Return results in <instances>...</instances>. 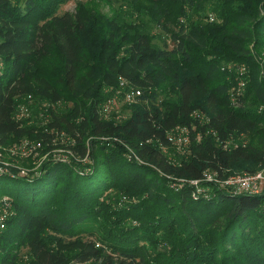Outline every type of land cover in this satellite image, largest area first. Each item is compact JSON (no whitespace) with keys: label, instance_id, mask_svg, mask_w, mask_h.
Here are the masks:
<instances>
[{"label":"trees","instance_id":"1","mask_svg":"<svg viewBox=\"0 0 264 264\" xmlns=\"http://www.w3.org/2000/svg\"><path fill=\"white\" fill-rule=\"evenodd\" d=\"M69 1L0 0V146L30 138L45 154L65 133L77 154L0 175L26 184L0 202V264H264V190L169 178L263 167L264 0H111L114 19L60 14ZM237 63L251 71L234 98ZM121 79L142 96L106 121ZM28 96L55 107L46 127L16 119ZM177 127L190 131L185 155L168 138Z\"/></svg>","mask_w":264,"mask_h":264},{"label":"rangeland","instance_id":"2","mask_svg":"<svg viewBox=\"0 0 264 264\" xmlns=\"http://www.w3.org/2000/svg\"><path fill=\"white\" fill-rule=\"evenodd\" d=\"M121 5H122L121 3H116L115 1H111V0H70L66 5H64L61 8L59 13L60 14H63L66 12L76 13L78 11V9L82 7L86 10L91 11L92 13H94L96 15L100 14L101 16H103L105 18H113L114 19V18H118V10L120 9V7H122ZM123 19L126 20V16H123ZM209 21L215 22L216 20L214 19V17H211V19ZM121 25H123V24H121ZM119 29L122 32V31H124L125 26H120ZM154 33L158 34L159 31L155 30ZM165 38H166V36H165ZM168 43L170 44L171 42L168 41ZM159 45H162V42H159ZM170 45L172 47V44H170ZM254 47L255 46L253 44H251L249 46L250 49H254ZM259 49H260L259 53L261 54V58L264 60V46L260 47ZM52 63L56 64L58 67L60 65V62L57 60H54V62H52ZM227 67L229 69L235 71L237 73V75L240 77V79H241L240 81H242V83H244V86H242V87H240V85L238 83V86L235 87L236 89H234V92H237L239 89H242V94H243L245 89H246V85H247L249 74H250L251 70L245 64H240V63L229 64V65H227ZM110 89H112V88H110ZM116 89L117 90H116L115 94L112 96V98L102 106L101 115H102V118L105 119L106 121L110 120L112 115H115V117L117 119H119V121H123L124 119L130 117L131 112L134 109L133 107L136 104H138V103H127L124 100V98L122 96H119L120 94H118V93H121V95H122V93H124L123 89H121L120 86H118V88H116ZM108 105H110V109H109V111H105L104 109L107 108ZM51 108L53 110L55 109V107H53L51 104H49L47 102H44L41 105L37 104L34 97L32 96V100L29 101V114L26 117V119L28 120V124L30 126L34 125L35 121H36V117L39 114L40 117L45 118V120L41 124V127H46V125L50 119L49 112H50ZM105 112H107V113H105ZM56 135H58V134H56ZM59 137H60L59 140L61 141L63 146H57L56 148L51 149L48 152H45V154H44V152H36V149H35L34 152L30 156L18 157L16 159H14L10 155V149L13 148L14 145L19 144L24 140L30 141L33 145H36L37 147H39L38 144H40L41 146H44L43 141H41V140L38 141L35 139H30V138L29 139H27V138L21 139L19 141H16V142L2 148L4 160L8 161V162H15V163L19 164L21 166V168H24L26 170H30V171L34 172L40 168L41 160L45 157H49L51 155L54 156L58 153H61L60 155L65 156V157L66 156L77 157V154H75V153L70 154L69 153L72 150H67V151L65 150V149H69L68 148L69 139L66 137L65 133H61ZM168 138L170 139V141L172 140V144H173L174 148L176 149V153L178 155H185L186 150L188 149L187 147H189V144H190V131H188L187 128H185V129L179 128L173 134H168ZM245 139H246V142H245ZM242 140L245 142L244 145L246 144V146H247V142H248L247 135L243 136ZM51 144H52V142H51ZM230 145H231L230 147H234V148L237 147L233 143V140H232V144L230 143ZM58 148H63V149H58ZM41 149H42V147H41ZM163 151L167 152V149H164ZM168 154L169 153H167V155ZM169 159L171 160L172 158L169 156ZM84 161H86V159H84ZM86 162H89V159H87ZM172 163L177 164L178 166L180 165V163L177 160H172ZM261 166L255 172L253 171L250 173L248 171H236V174H255V173H258L264 169V165H263V167H261ZM233 175H235V174H233ZM169 178L174 179V180H179V181L184 180V179H177L173 176H170ZM184 181H187V180L185 179ZM188 181H192V180H188ZM209 183H212V182H209ZM25 185H26L25 182H23L21 180H10V179H6V178H0V202H1V200L2 201L9 200V194L12 193L13 190L18 189V188H22ZM125 198L126 197L123 196L122 200L124 201ZM126 202L128 203V201H126ZM10 215H11V213L9 211L5 210V207H3V206L0 207V228L1 229L5 228V226L3 224L4 219L6 222L7 218ZM22 251L24 253H27L26 249H23Z\"/></svg>","mask_w":264,"mask_h":264},{"label":"built area","instance_id":"3","mask_svg":"<svg viewBox=\"0 0 264 264\" xmlns=\"http://www.w3.org/2000/svg\"><path fill=\"white\" fill-rule=\"evenodd\" d=\"M240 87L244 86V83L242 81H239ZM119 86L121 89H123L124 93H118L120 94L119 96H122L124 100L127 103H138L140 100V97L142 96V91L141 89L133 86L127 79H121ZM236 89V88H234ZM233 89V94L232 96L236 98L237 96L242 95V89H239L237 92H234ZM32 100V96H28V99L26 103H22L19 106V110L16 113V119L21 120V119H26L27 115L29 114V101ZM110 105H108L107 108H105V111H109ZM107 113V112H105ZM185 129L184 127H177V129ZM177 129H175L171 134H173ZM172 142V140H171ZM223 146H229L230 143H222ZM39 147L36 145H33L30 141L24 140L19 144H16L13 146V148L10 149V155L12 158L16 159L18 157H27L30 156L34 150L36 149V152H40L41 145L38 144ZM5 147V146H4ZM3 147L0 146V175H10L14 176L15 174L20 177L24 176H29L30 174H35L37 171H30L26 170L24 168H21V166L15 162H8L4 160V155H3ZM58 149H63V148H58ZM70 150V149H65ZM70 154H73V151L69 152ZM61 153H58L54 156H49L45 157L41 160V163L43 161L53 158L59 161H68L69 156H62L60 155ZM88 158H86L87 161ZM40 163V164H41ZM17 171V173H15ZM212 182L217 185H219L222 188L231 190L232 193L234 194H243V193H260L262 190H264V169L258 173L255 174H231L228 175L227 177L221 178L218 176L217 173H211V172H206L205 176L201 180H192V181H184L180 180V182H187L190 183L192 186H194L197 189V192L201 193L204 192L205 189H203V185H201L203 182Z\"/></svg>","mask_w":264,"mask_h":264}]
</instances>
